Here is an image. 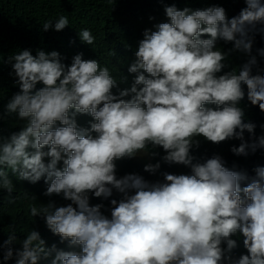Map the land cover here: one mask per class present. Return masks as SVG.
<instances>
[{
    "label": "clouds",
    "instance_id": "clouds-1",
    "mask_svg": "<svg viewBox=\"0 0 264 264\" xmlns=\"http://www.w3.org/2000/svg\"><path fill=\"white\" fill-rule=\"evenodd\" d=\"M244 3L231 19L219 6H166L168 22L145 30L128 68L134 80L118 94L109 69L82 53L70 65L56 51L9 57L19 92L6 112L19 125L9 137L0 135V189L13 191L10 169L32 184L44 182L46 196L62 194L57 204L32 206L30 215L43 217L69 251L46 247L31 230L20 247L14 234L2 242L0 264H38L52 253V264H264V167L250 179L219 155L203 162L192 155L201 139L223 146L239 140L231 149L236 156L264 148V136L245 141L256 126L245 122L240 107L246 86L247 100L264 112V76L252 74L254 57L238 73L224 71L227 54L217 47L231 42L233 50L251 53L250 33L264 26V0ZM68 25L60 16L54 30ZM42 27L47 32L53 22ZM79 37L94 44L87 29ZM84 115L92 118L88 128L77 124ZM157 149L166 164L191 174L164 173L162 183L117 176L116 161L155 157ZM160 167L148 164L144 171ZM114 191L122 198L110 200V217L102 204H90V197L109 200Z\"/></svg>",
    "mask_w": 264,
    "mask_h": 264
},
{
    "label": "trees",
    "instance_id": "trees-1",
    "mask_svg": "<svg viewBox=\"0 0 264 264\" xmlns=\"http://www.w3.org/2000/svg\"><path fill=\"white\" fill-rule=\"evenodd\" d=\"M178 10L185 7L192 10H203L208 7L219 6L225 9L229 19L238 16L246 7L244 0H0V135L5 138L18 132L19 121L16 114L8 115L6 105L14 94L19 92L12 65L8 59L12 54L23 50H30L35 56L38 50L50 53L56 51L61 60L70 65L77 54L83 58L99 62L101 67H107L111 75L117 80L118 88L113 89L114 94L119 90L129 88L134 80V74L128 68L135 61V52L138 44L143 39L145 30H155V26L168 22L164 8L173 6ZM60 16H66L69 25L63 31L54 30V23ZM53 22V28L43 31V24ZM258 25L255 33H250L253 39L250 54L233 50L234 44L218 41L217 47L227 54L224 71L235 70L237 73L243 64L251 58L257 63L252 67L253 75L264 76V32ZM89 30L94 37V44L89 46L81 42L79 32ZM203 38H209L207 36ZM115 52V55H113ZM222 74V73H221ZM127 77L126 82H122ZM245 99L240 102V107L245 113V122L255 124L254 135L244 133L245 141L251 143L254 139L264 136V112L258 106H252ZM92 118L78 116L77 124L81 128H88ZM241 141L229 140L219 145H214L201 139L199 148H193L192 155L203 162L207 158L219 155L225 166L231 170L246 172L249 178L255 176L257 167H264V148L257 149L255 153L249 152L248 156H236L232 153L233 147H239ZM151 151V149H148ZM159 155L147 158L121 159L116 161L117 176L137 174L150 183L164 182V173L173 175H190V168L182 165H168L162 160V149H157ZM47 163L48 160L46 159ZM160 163V169L155 173H148L144 168L148 164ZM62 167V165H58ZM13 183V191L0 189V246L9 236H16V243L26 238L31 230H36L46 242V247L56 246L57 250L69 251L61 248V241L46 226L45 219L30 215L32 206L41 208L49 204H57L58 199L64 200L62 194L51 197L46 196L47 185L32 184L22 180L18 174L6 169ZM57 198V199H55ZM121 195L113 192L109 200L90 197V204H102V213L110 217L111 199H121ZM10 200L12 202H10ZM4 248L0 247V251ZM233 256V254H232ZM55 253L48 259H41L38 264H52Z\"/></svg>",
    "mask_w": 264,
    "mask_h": 264
},
{
    "label": "rangeland",
    "instance_id": "rangeland-1",
    "mask_svg": "<svg viewBox=\"0 0 264 264\" xmlns=\"http://www.w3.org/2000/svg\"><path fill=\"white\" fill-rule=\"evenodd\" d=\"M143 157L147 158V160H151V157H150L149 155H147V156H142V157H137V158H143Z\"/></svg>",
    "mask_w": 264,
    "mask_h": 264
}]
</instances>
